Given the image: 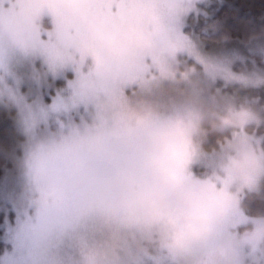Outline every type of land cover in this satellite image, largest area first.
Returning a JSON list of instances; mask_svg holds the SVG:
<instances>
[{
  "label": "rangeland",
  "instance_id": "1",
  "mask_svg": "<svg viewBox=\"0 0 264 264\" xmlns=\"http://www.w3.org/2000/svg\"><path fill=\"white\" fill-rule=\"evenodd\" d=\"M220 1L164 0L166 18L145 8L119 27L93 17L89 22L97 30L95 37L75 31L65 34L63 27L45 12L33 21L38 31L30 34L28 46L11 42L0 45V106L14 110L12 128L23 136L18 146L20 156L3 192V209L5 213L11 210L12 217L8 229L10 249L0 264H85V253L105 239L108 227L100 214L91 213L74 228H62L71 212L60 208L65 188L46 163L39 166L38 172L31 164L37 157L46 159L58 147L91 140L101 128L102 118L109 127L118 124L120 137L130 111L150 99L143 94L150 91L151 83L162 72L171 73L173 81L195 74L210 91L253 101L260 108L255 99L248 98L246 90L264 86V71L248 65L254 63L252 53L264 59V34L247 44L223 41L213 45L184 30L190 14L199 16ZM97 60L117 78L115 83L97 76ZM208 64L215 66V72L205 67ZM229 87L236 91L230 93ZM175 97L172 91L166 99L172 103ZM169 115L171 108L161 113L162 118ZM260 117L259 125L264 126V111ZM248 134L261 138L255 132ZM149 165L150 192L142 198L162 192L179 179L163 161L159 172ZM207 175L208 171L199 165L189 167L188 178L194 181ZM263 180L258 181L254 192ZM44 188L53 193L47 205L39 198V190ZM90 198L78 202L75 208ZM234 259L238 264H264V244L256 249L240 248ZM139 264L170 262L161 255L143 258Z\"/></svg>",
  "mask_w": 264,
  "mask_h": 264
},
{
  "label": "clouds",
  "instance_id": "2",
  "mask_svg": "<svg viewBox=\"0 0 264 264\" xmlns=\"http://www.w3.org/2000/svg\"><path fill=\"white\" fill-rule=\"evenodd\" d=\"M205 67L215 72L214 65ZM172 91L176 97L169 103ZM143 95L150 99L130 111L121 143L154 172L163 161L179 179L141 198L142 172L114 173L97 183L91 198L61 227L72 229L91 213L102 216L109 231L85 253V264H139L161 255L170 264H238V249L264 244V215H245L240 201L264 178V137L248 134L261 123L264 106L212 92L192 73L173 81L164 71ZM169 108L171 115L162 118ZM212 137L215 142L209 143ZM193 165L208 175L199 181L188 178ZM52 196L47 188L39 190L44 205Z\"/></svg>",
  "mask_w": 264,
  "mask_h": 264
},
{
  "label": "snow or ice",
  "instance_id": "3",
  "mask_svg": "<svg viewBox=\"0 0 264 264\" xmlns=\"http://www.w3.org/2000/svg\"><path fill=\"white\" fill-rule=\"evenodd\" d=\"M145 8L158 11L161 19L168 14L164 0H0V45L11 42L20 47L28 46L30 34L38 31L33 21L45 12L58 27H63L65 34L75 31L95 37L97 30L89 22L93 17L119 27ZM95 72L101 80L116 82L117 78L99 60ZM42 163L47 164L65 188L60 205L65 211H72L78 202L91 197L101 179L121 171L143 172L146 185L139 196L142 198L150 192L147 183L150 165L135 158L121 143L118 124L109 127L104 118L91 140L58 147L46 159L37 157L31 164L32 170L38 172Z\"/></svg>",
  "mask_w": 264,
  "mask_h": 264
},
{
  "label": "trees",
  "instance_id": "4",
  "mask_svg": "<svg viewBox=\"0 0 264 264\" xmlns=\"http://www.w3.org/2000/svg\"><path fill=\"white\" fill-rule=\"evenodd\" d=\"M184 30L187 34L195 33L201 41L213 45L223 41L247 44L264 34V0H221L218 4L214 2L199 16L190 14ZM250 56L254 63L249 62V68L256 66L264 71L262 55L252 53ZM228 90L230 93L236 91L231 87ZM246 93L248 98L255 99L260 107L264 106V86L248 88ZM13 116L12 108L6 110L0 106V263L10 249L8 229L12 217L11 210L5 213L3 209L6 200L3 192L7 186V177L12 176L15 170L16 160L20 156L18 146L23 140V136L12 128L10 120ZM248 131L264 137L263 125H258L254 131ZM214 142L215 137H212L209 143ZM11 170L12 173L9 172ZM260 186L258 191L247 193L242 198L241 207L245 215H264V180Z\"/></svg>",
  "mask_w": 264,
  "mask_h": 264
}]
</instances>
